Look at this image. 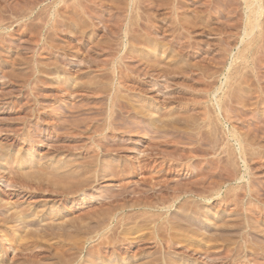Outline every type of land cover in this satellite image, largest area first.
<instances>
[{
    "label": "rangeland",
    "instance_id": "374dc122",
    "mask_svg": "<svg viewBox=\"0 0 264 264\" xmlns=\"http://www.w3.org/2000/svg\"><path fill=\"white\" fill-rule=\"evenodd\" d=\"M252 1L0 0V264H264ZM187 186L176 218L144 208Z\"/></svg>",
    "mask_w": 264,
    "mask_h": 264
},
{
    "label": "bare ground",
    "instance_id": "6f19581e",
    "mask_svg": "<svg viewBox=\"0 0 264 264\" xmlns=\"http://www.w3.org/2000/svg\"><path fill=\"white\" fill-rule=\"evenodd\" d=\"M81 1V0H80ZM246 2V1H245ZM248 2V1H247ZM252 2H257V0H253ZM253 4V3H252ZM256 4H258V3H256ZM254 6H256V5H254ZM249 7V10L251 9V5L250 6H248ZM256 8V7H255ZM256 12V10H254L253 11V13H255ZM256 15V14H255ZM258 15V14H257ZM247 16H248V14H247ZM260 16V15H259ZM252 22H253V20H252ZM251 22V23H252ZM255 22V21H254ZM254 22H253V24H254ZM251 25V24H250ZM250 27V26H249ZM254 28H255V25H252L251 26V28L250 29H252V30H254ZM245 31V30H244ZM248 31H250V30H248ZM248 36H250V35H248ZM128 49V48H127ZM146 50H148V49H146ZM244 56V55H243ZM218 92V91H217ZM234 94V93H233ZM228 98V97H227ZM234 99V98H233ZM228 100V99H227ZM218 101V100H217ZM111 102H112V99H111ZM110 102V103H111ZM113 103V102H112ZM76 136V135H75ZM74 136V137H75ZM143 137V136H142ZM145 137H143V139H144ZM107 149V148H106ZM105 150V149H104ZM102 152V151H101ZM1 156V155H0ZM97 156V155H96ZM91 160V159H90ZM92 162V161H91ZM87 163H88V161H87ZM94 163V162H93ZM90 165V164H89ZM40 169V168H39ZM88 169V168H87ZM86 169V170H87ZM94 169V168H93ZM97 170V169H96ZM88 171V170H87ZM41 172H43L42 170H41ZM85 172V171H84ZM88 172H91V171H88ZM93 172V175L94 176H92L93 177V179L96 181V177H98V175L96 176V171H92ZM44 173H46V172H44ZM47 174V173H46ZM99 174V173H98ZM102 174V173H101ZM50 175H52V174H50ZM53 176V175H52ZM55 176V175H54ZM87 176H90V175H87ZM51 177V176H50ZM57 177V176H56ZM59 177V176H58ZM82 177H84V176H82ZM54 179H55V177H53ZM62 178V177H61ZM69 178V177H68ZM71 178V177H70ZM68 179V180H71V179ZM77 178H78V176H77ZM76 178V179H77ZM66 179V177L64 178V180ZM75 179V180H76ZM61 180V179H60ZM79 180H81V178L79 179ZM86 180H92V179H86ZM85 179L84 180H82V181H86ZM65 181H67V179L65 180ZM76 181H78V180H76ZM81 181V182H82ZM97 181H98V179H97ZM69 182V181H68ZM83 183V182H82ZM198 183H199V181H198ZM84 184H86V183H84ZM88 184H90V183H88ZM82 185V184H81ZM145 185V184H144ZM200 185H201V183H200ZM86 186H88V185H86ZM85 186V187H86ZM165 186V185H164ZM181 186H183V185H181ZM80 187H82V186H80ZM156 187H158V186H155V184H154V188H156ZM188 187V189H183L182 191H179V193L177 192V195L175 196V198H173L174 200H173V202L171 203V205H166V200H165V198H164V196L163 197H157V199H156V201H157V203H156V205L157 206H155V205H150L149 203H152V199H147V201H149L150 200V202L149 203H144L145 205H144V208H146L147 210H152V209H156L157 211L155 212V213H153V214H155L156 216H165V217H167L168 215H170L169 214V212H172L171 213V215H172V217H174V215L176 214V211H175V209L174 210H171L170 208H172L173 207V204H175L177 201H179L181 198L183 199V200H181L179 203H178V207L177 208H180L182 211L181 212H186V211H188V209H190V208H192V207H194L195 205H198L200 202H201V198H203L202 196L204 195V194H202V195H200L201 193H197V191H194V190H198V189H190V187L189 186H187ZM76 188V187H75ZM88 188V187H87ZM140 188V187H139ZM141 188H143V187H141ZM174 188V187H173ZM172 188V189H173ZM176 188V187H175ZM183 188V187H182ZM216 188V187H215ZM77 189H80L79 187L77 188ZM144 189V188H143ZM177 189V188H176ZM175 189V190H176ZM159 189H157V191H158ZM201 189H199L198 191H200ZM75 191V190H74ZM135 191H137V190H135ZM150 191L151 192H153V194H154V196H156L155 194H157V193H155L156 191L153 189V188H151L150 189ZM202 191V190H201ZM71 192V191H70ZM73 192V191H72ZM137 192H140V190L139 191H137ZM69 193V192H68ZM116 195L117 196H119V195H122V191H119V192H117L116 191ZM134 193V192H133ZM140 193H142L143 194V192L141 191ZM169 193V192H168ZM173 193V192H172ZM171 193V194H172ZM176 193V192H175ZM174 193V194H175ZM203 193V192H202ZM205 193V192H204ZM220 193V192H219ZM138 194V193H137ZM162 193H160V195H161ZM164 195H166L165 193H163ZM170 194V195H171ZM198 194V195H197ZM116 195H114V197H116ZM142 197H143V195H141ZM141 196H140V198H141ZM144 196H145V194H144ZM148 196V195H147ZM158 196V195H157ZM172 196V195H171ZM122 197V196H121ZM137 197H138V195H137ZM150 197V196H149ZM205 197V196H204ZM207 197V196H206ZM215 197V196H214ZM118 198V197H117ZM144 198H148V197H144ZM167 199V198H166ZM187 199H189V200H193V199H196V201H193V205L194 206H191L190 205V203H188V201H187ZM80 203L82 204V203H87V202H89L88 200H87V197H85L84 195L82 196V197H80ZM92 200V199H91ZM207 200V202L208 201H210L211 200V198H208V199H206ZM205 200V201H206ZM142 201H144V199H142ZM142 201H141V203H142ZM154 201V200H153ZM217 201V200H216ZM137 202V201H136ZM155 202V201H154ZM138 203V202H137ZM211 203H214V202H211ZM153 204V203H152ZM179 209V210H180ZM193 209V208H192ZM178 210V209H177ZM24 212V211H23ZM112 212V211H111ZM132 212V211H131ZM109 213V212H108ZM139 213V212H138ZM144 213V212H143ZM19 214H21V212L19 213ZM18 214V215H19ZM137 214V212L136 213H134V215L135 216H138V215H136ZM140 214V213H139ZM145 214V213H144ZM191 214V213H190ZM91 215V214H90ZM109 215V214H108ZM134 215H132V217L131 216H129L130 218H128V216H127V220H129L130 221V219L132 218V221L134 220L133 219V217H135ZM143 215V214H142ZM155 215H153L154 217H155ZM19 216H21V215H19ZM23 216V215H22ZM140 216H141V214H140ZM152 216V218H150L149 217V219H153L154 217ZM180 216V218H178V219H180L179 221H180V223L182 222V224H180V226H181V228H182V230L184 231V233L185 232H188V231H185L186 230V228L188 227V226H190L191 225V216H189L187 213L185 214V213H181V215H179ZM92 217V216H91ZM91 217H90V219H91ZM178 217V216H177ZM7 218H9V217H7ZM21 218V217H20ZM19 218V219H20ZM93 218H95V217H93ZM92 218V219H93ZM137 218H139V216L137 217ZM158 218V217H157ZM169 218V217H168ZM167 218V219H168ZM174 218H176V216L174 217ZM21 219H23V217L21 218ZM20 219V220H21ZM91 219V220H92ZM125 219V218H124ZM135 219H136V217H135ZM144 219V218H143ZM143 219H141V220H143ZM116 220V219H115ZM145 220H148L147 218H145ZM144 220V225H145V223H148L150 220H148L147 222ZM157 220V219H156ZM90 221V220H89ZM122 221H124V220H122ZM125 221H126V219H125ZM131 221V222H132ZM155 221V220H154ZM169 221H171V220H169ZM13 222V221H12ZM16 222V221H15ZM24 222V221H23ZM128 222V221H127ZM134 223L136 222V221H133ZM142 223V222H141ZM131 224V223H130ZM139 224V223H138ZM153 224V223H152ZM162 224V223H161ZM169 224H170V222H169ZM173 224H175V223H173ZM173 224H171V225H173ZM190 224V225H189ZM116 226H117V223L115 224ZM141 225V224H140ZM150 225V224H149ZM129 226V225H128ZM176 226V225H175ZM177 226H179V225H177ZM192 227H193V225H191ZM190 226V227H191ZM194 226H196V225H194ZM198 226V225H197ZM127 227V226H126ZM146 227V226H145ZM164 227H165V225H164ZM191 227V228H192ZM178 228H180V227H178ZM181 228H180V230H181ZM195 228H197V227H195ZM116 229V227L114 228V230ZM174 229L175 230H179V229H177V228H171V227H169V226H166L165 228H164V230L167 232V233H171V231H174ZM187 229H189V227L187 228ZM199 229V228H198ZM180 230H179V232H180ZM196 230V229H195ZM194 230V231H195ZM201 230V229H200ZM158 231V230H157ZM163 230H161V232H162ZM189 231H191V230H189ZM193 231V232H194ZM203 231V230H202ZM201 231V232H202ZM215 232V231H214ZM219 232V231H218ZM191 233V232H190ZM196 233V232H195ZM158 234H160V233H158ZM162 234H163V232H162ZM162 234H160V236L161 237H158V243H161L162 245H163V253H165V254H169L170 253V251L171 250H173V246L175 245L174 244V239H168L167 240V238H166V235L165 234H163V235H165V240H166V242L165 241H163V238L164 237H162L163 235ZM187 234V233H186ZM193 235H194V233H193ZM198 235V234H197ZM249 235V234H248ZM168 236V235H167ZM171 236H173L172 234H171ZM199 236H200V234H199ZM218 236V235H217ZM219 236H221L220 235V233H219ZM194 237V236H193ZM197 237V236H196ZM195 237V238H196ZM246 238V237H245ZM199 239V238H198ZM9 240V239H8ZM183 243V242H182ZM103 244V243H102ZM178 245V244H177ZM176 245V246H177ZM142 247V246H141ZM175 247V246H174ZM188 247V246H187ZM190 247V246H189ZM195 248V247H194ZM194 248H192V249H194ZM179 249V248H178ZM190 249V248H189ZM199 248H197V250H198ZM196 250V249H195ZM201 250V249H200ZM238 250V249H237ZM194 251V250H193ZM211 252H212V250H210ZM214 251V250H213ZM215 251H217V249H215ZM225 251V250H224ZM239 251V250H238ZM237 251V252H238ZM97 252V251H96ZM178 252H180V251H178ZM196 252H198V251H196ZM204 252V251H203ZM95 253V252H94ZM194 253V252H193ZM229 253H230V251H229ZM208 254V253H207ZM217 254V253H216ZM203 255H204V253H203ZM225 255V254H224ZM207 256V255H206ZM210 256V255H209ZM223 256V255H222ZM221 256V257H222ZM226 256V255H225ZM227 256H228V254H227ZM208 257V256H207ZM213 257V256H212ZM211 258V257H210ZM209 259V258H208ZM255 259V258H254ZM157 261V260H156ZM156 261H155V263H156ZM253 261V260H252ZM222 262V261H221ZM158 263V262H157ZM210 263V262H209ZM251 263V262H250ZM65 264V263H64ZM67 264V263H66ZM152 264V263H151ZM212 264H219V263H215V262H213ZM257 264V263H256Z\"/></svg>",
    "mask_w": 264,
    "mask_h": 264
}]
</instances>
